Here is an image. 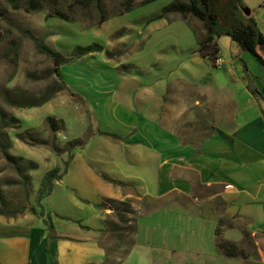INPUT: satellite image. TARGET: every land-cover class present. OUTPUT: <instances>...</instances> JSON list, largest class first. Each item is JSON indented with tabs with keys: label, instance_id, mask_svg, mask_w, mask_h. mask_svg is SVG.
I'll return each instance as SVG.
<instances>
[{
	"label": "crops",
	"instance_id": "1",
	"mask_svg": "<svg viewBox=\"0 0 264 264\" xmlns=\"http://www.w3.org/2000/svg\"><path fill=\"white\" fill-rule=\"evenodd\" d=\"M219 38L220 66L198 45L164 72L106 75L99 92L71 88L82 144L43 205L0 213V264H105L104 198L131 199L136 211V243L120 264H264V65L237 42L224 51ZM38 114L27 126L37 132L48 116ZM10 135L11 152L30 147L38 168L68 158ZM220 219V235L246 244V232L251 250L218 252Z\"/></svg>",
	"mask_w": 264,
	"mask_h": 264
},
{
	"label": "rangeland",
	"instance_id": "2",
	"mask_svg": "<svg viewBox=\"0 0 264 264\" xmlns=\"http://www.w3.org/2000/svg\"><path fill=\"white\" fill-rule=\"evenodd\" d=\"M141 1L135 0L133 6L125 10V0H101L99 4L93 0H50L42 10H27L24 7L13 9L7 0H0V111L11 113L20 120L10 122L13 127L4 129L10 138V134L16 131L22 132L28 140L22 142L50 149L53 142L59 148L58 151L52 149L53 152H66L68 155L69 152L64 150L65 143L74 138L81 119L78 106L80 99L71 88L78 89L76 92H99V85L103 86L106 75L114 79L122 72L140 77H147L151 70L155 73L164 72L173 60L184 59L200 45L190 29L193 23L199 31L204 30L197 18L187 15L182 19L178 12L155 18L163 6L186 0H153L143 4ZM243 6L250 9V14L242 18L245 20L246 16H250L260 25V16L264 15L260 0H245ZM56 9L63 11L69 20L57 17ZM204 36L205 31L201 39ZM35 38L42 39L59 55L51 56L39 51ZM218 42L224 51L231 44L237 46L228 35H221ZM92 43L100 44L102 49L84 55L79 62L70 59L75 45ZM55 67L61 72V77L53 71ZM92 75H95L94 79ZM49 88L54 91L53 96L48 105L42 107L10 106L3 97L8 91L24 90L27 96L38 98ZM35 113H47L57 120H63L64 128L57 132L61 139L67 141L62 144L59 142L57 132L50 129L45 118L39 132L27 128L31 125L28 121ZM5 122H9V119L6 118ZM25 130H31L34 137L47 139L49 145L30 143V136ZM41 134H45V137ZM9 152L12 153L11 150ZM13 153L26 157L33 155L34 150L22 146L15 147ZM63 162L59 167H63ZM46 169L47 165L41 164L37 171L43 174ZM34 171L36 169L28 171L29 175L33 173L34 178L30 175V184L26 187L20 175L0 152V210L14 213L20 207L38 206V202L43 205L42 200L38 201L37 192H34L42 177L34 174ZM127 240L125 237L124 241ZM103 241L109 249L108 264H116L125 247L124 242L112 239L110 233L103 236ZM241 245L251 250L247 242Z\"/></svg>",
	"mask_w": 264,
	"mask_h": 264
},
{
	"label": "trees",
	"instance_id": "3",
	"mask_svg": "<svg viewBox=\"0 0 264 264\" xmlns=\"http://www.w3.org/2000/svg\"><path fill=\"white\" fill-rule=\"evenodd\" d=\"M50 0H7L9 5L13 9L21 7L27 10H42L46 7ZM96 3H100L101 0H93ZM135 0H125V10L130 9L133 6ZM153 0H142L143 3H148ZM243 6L241 0H186L184 2H171L168 5L162 7L160 13L155 18H161L165 13L178 12L182 19H185L187 15H191L201 21L205 31V36L200 40L199 51L204 56H208L210 59L218 52L217 38L221 35H228L232 40L237 42L243 49L252 53L256 59L264 65V35L257 27V24L253 18L246 16L245 20L242 18L245 14L242 13L241 7ZM55 15L61 19L69 20L68 16L61 10L56 9ZM103 20V15L101 16ZM152 19V18H151ZM36 47L39 51L51 55L58 56L59 54L51 50L42 39H34ZM102 46L98 43H92L90 45H75L71 50L70 59H77L94 51H99ZM53 71L57 76L61 77V72L58 68H53ZM57 89V88H56ZM51 88L48 89L42 96L34 98L27 96L24 90H12L4 94V101L6 104L14 107H32L39 106L50 100L53 96ZM6 118L9 122H5ZM20 121L13 114H9L6 111H0V152L3 154L7 162L14 168V170L20 175L22 182L26 187L30 184L31 176L28 174L29 170L38 168V163L28 159L22 155H15L9 152L12 147L11 138L9 133L4 129L12 128L13 124L10 122ZM46 123L50 129L55 133L61 131L64 128V121L57 120L53 116L45 117ZM31 130H25L30 136V143H38L43 145H49V141L45 138L34 137ZM32 134V136H31ZM21 141L28 140L24 137L22 132H14ZM82 144V140L79 138L70 139L65 143L64 150L69 152L68 158L64 160L63 167H53L42 175L40 185L37 191L38 201L50 194L53 189L56 180L62 178L67 171L68 165L72 158L71 151L75 147ZM54 151H58V146L52 142L50 144ZM116 182L115 180H112ZM96 206L99 209L110 211V214H104V228L103 231L106 234L110 233L111 238L121 240L124 242V249L121 255L116 260V264H120L124 256L129 249L136 243V211L131 199H116V198H104L102 201L97 202ZM26 208H19L14 213H8L4 210H0L3 214H15L24 211ZM29 210L35 211L34 207H29ZM112 218V219H110ZM50 224L49 221L44 220ZM223 220L218 221V226L215 230V246L218 252L226 256H240L243 254V248L240 243L223 238L221 234V225ZM125 237L128 239L124 241ZM244 242L249 243L248 234L244 232ZM106 248V262L109 263L108 247L104 243Z\"/></svg>",
	"mask_w": 264,
	"mask_h": 264
},
{
	"label": "built area",
	"instance_id": "4",
	"mask_svg": "<svg viewBox=\"0 0 264 264\" xmlns=\"http://www.w3.org/2000/svg\"><path fill=\"white\" fill-rule=\"evenodd\" d=\"M262 5H264V0L261 1ZM212 63L215 66H220L223 63V58L222 56L217 52L213 57H212Z\"/></svg>",
	"mask_w": 264,
	"mask_h": 264
},
{
	"label": "water",
	"instance_id": "5",
	"mask_svg": "<svg viewBox=\"0 0 264 264\" xmlns=\"http://www.w3.org/2000/svg\"><path fill=\"white\" fill-rule=\"evenodd\" d=\"M241 10H242V12H244V14H246V15H249V14H250V9H248V8L245 7V6H242V7H241Z\"/></svg>",
	"mask_w": 264,
	"mask_h": 264
}]
</instances>
